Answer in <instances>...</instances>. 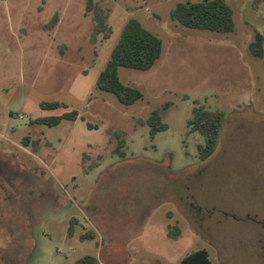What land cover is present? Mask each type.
<instances>
[{"label":"rangeland","instance_id":"rangeland-1","mask_svg":"<svg viewBox=\"0 0 264 264\" xmlns=\"http://www.w3.org/2000/svg\"><path fill=\"white\" fill-rule=\"evenodd\" d=\"M201 1L93 0L112 30L94 42L88 0H0V264H181L202 249L214 264H264V57L249 50L264 0H225L229 34L171 19ZM131 19L163 53L150 71L119 69L143 93L124 106L96 82ZM198 106L226 115L204 162L187 125ZM73 111L77 121L36 123ZM153 111L169 126L154 139Z\"/></svg>","mask_w":264,"mask_h":264},{"label":"trees","instance_id":"trees-1","mask_svg":"<svg viewBox=\"0 0 264 264\" xmlns=\"http://www.w3.org/2000/svg\"><path fill=\"white\" fill-rule=\"evenodd\" d=\"M6 1V0H1ZM94 13V31L92 40L96 42L99 36L109 39L112 30L108 25L109 15L88 0L87 13ZM171 19L181 26L198 31H207L217 34H229L235 32V14L233 9L225 0H203L198 3H179L171 11ZM58 17L55 16L50 27H54ZM250 53L262 59L264 57V35L256 33L254 41L249 46ZM163 53L162 40L143 25L131 19L125 25L120 39L112 50L110 59L105 69L99 75L96 87L98 90L111 94L117 98L120 104L132 106L143 98L141 90L123 84L119 78V69L125 68L134 71H150L160 60ZM43 110H58L64 108L59 102L41 103ZM79 114L76 111L64 113L59 117H48L36 120L39 125L48 127L58 126L62 121H77ZM84 121V119H82ZM226 120L222 111H210L203 106L195 107L193 117L188 121V128L192 133H198L203 137V143L198 145V158L204 162L216 151L221 131ZM150 129L151 138L159 133L166 132L169 126L163 123L160 111H153L150 117L143 123ZM89 130L97 129L87 123ZM124 141L121 140L116 152L124 157L121 151ZM180 231L173 228L169 232L172 239L178 238ZM83 240L94 239L90 234ZM74 264H101L92 256H85ZM181 264H214L210 259L209 251L198 250L186 256Z\"/></svg>","mask_w":264,"mask_h":264}]
</instances>
